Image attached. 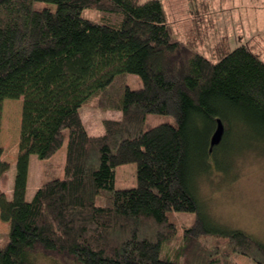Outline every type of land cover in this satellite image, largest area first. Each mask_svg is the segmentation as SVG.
<instances>
[{
  "label": "trees",
  "instance_id": "obj_1",
  "mask_svg": "<svg viewBox=\"0 0 264 264\" xmlns=\"http://www.w3.org/2000/svg\"><path fill=\"white\" fill-rule=\"evenodd\" d=\"M213 51L216 61L176 38L160 0H0V119L4 99L22 98L11 197L0 187L9 225L0 264H34V253L60 264H189L187 249L182 261L163 251L177 236L170 217L195 212L184 229L190 245L212 232L195 179L210 174L208 160L228 140L264 145V61L244 44ZM127 74L142 85L131 88ZM82 105L120 116L91 135ZM149 114L176 124L144 130ZM217 119L223 136L210 151ZM64 139L63 177L26 200L29 156L47 159ZM128 163L136 183L117 188L116 167ZM8 168L0 160V179ZM223 235L230 253L264 264L263 242L239 229ZM213 252L199 250L198 261L234 264Z\"/></svg>",
  "mask_w": 264,
  "mask_h": 264
},
{
  "label": "rangeland",
  "instance_id": "obj_2",
  "mask_svg": "<svg viewBox=\"0 0 264 264\" xmlns=\"http://www.w3.org/2000/svg\"><path fill=\"white\" fill-rule=\"evenodd\" d=\"M160 4L173 35L190 43L205 57L216 61L214 45L223 42L229 50L244 44L264 61V0H160ZM34 6L54 9L52 4L42 2H36ZM81 14L93 21L100 20L101 16L94 8H84ZM127 83L131 88L142 85L140 78L134 74H127ZM13 102L21 107V100L13 99ZM14 109V105L9 107L11 111ZM79 111L86 130L94 135L103 128L102 119L119 117V111L88 105H82ZM160 123L176 124L169 115L149 114L143 129ZM11 138L6 139L9 141ZM208 163L210 174L198 176L195 184L200 185L198 199L212 232L199 236L196 244H188L184 229L193 223L195 212H175L170 220L177 223V236L163 246V251L170 257L178 253L176 258L182 261L181 251L187 249L193 255L188 263L201 264L198 251L214 248L219 259H228L234 264H258L247 256L230 253L223 233L232 228L239 229L264 243V145L250 144L236 138L235 142L228 140L219 148L216 162L211 158ZM42 179H52L48 163H44ZM135 183L134 163L116 167L117 188L131 187ZM95 202L102 205L103 198L96 196ZM0 234L2 245L6 240L3 228ZM31 259L34 264H60L52 256L41 253H34Z\"/></svg>",
  "mask_w": 264,
  "mask_h": 264
},
{
  "label": "crops",
  "instance_id": "obj_3",
  "mask_svg": "<svg viewBox=\"0 0 264 264\" xmlns=\"http://www.w3.org/2000/svg\"><path fill=\"white\" fill-rule=\"evenodd\" d=\"M17 101L21 100L22 107V98H17ZM15 106L16 109L9 110V107ZM19 107V108H18ZM21 107L16 105L13 102V99L6 98L2 101V111L0 119V146L2 152L0 154V159L9 163V168L6 171V174L2 179H0V187L4 189L6 194L11 197L13 179L15 174V155L18 148L19 141V131H20V120H21ZM120 116V112L118 114ZM93 132V131H92ZM100 132V133H99ZM97 135H100L104 132L103 128H100V131ZM90 134V133H89ZM12 135V138H11ZM91 135H94L91 134ZM10 137L11 140L6 139ZM12 141V142H11ZM11 142L10 145H8ZM66 145L67 139H64L62 145L58 150H56L49 158L39 159L36 155L31 154L28 161V175L27 183L24 197L26 200H30L36 189L44 182L50 179H42V172L44 170V163H48L52 171L53 178H62L64 175V161L66 156ZM49 168V167H48ZM57 172V173H56ZM49 178V177H48ZM3 228L7 235L9 225L6 222L0 220V229ZM1 235V234H0Z\"/></svg>",
  "mask_w": 264,
  "mask_h": 264
},
{
  "label": "water",
  "instance_id": "obj_4",
  "mask_svg": "<svg viewBox=\"0 0 264 264\" xmlns=\"http://www.w3.org/2000/svg\"><path fill=\"white\" fill-rule=\"evenodd\" d=\"M223 131H224L223 125L220 119H217L216 128L210 137V148H209L210 151L215 145H217L221 141L223 136Z\"/></svg>",
  "mask_w": 264,
  "mask_h": 264
}]
</instances>
